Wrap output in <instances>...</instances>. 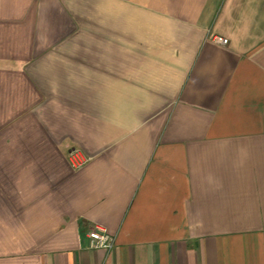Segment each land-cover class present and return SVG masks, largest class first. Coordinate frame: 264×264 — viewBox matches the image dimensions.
<instances>
[{"label": "crops", "instance_id": "1", "mask_svg": "<svg viewBox=\"0 0 264 264\" xmlns=\"http://www.w3.org/2000/svg\"><path fill=\"white\" fill-rule=\"evenodd\" d=\"M0 264H264V0H0Z\"/></svg>", "mask_w": 264, "mask_h": 264}, {"label": "built area", "instance_id": "2", "mask_svg": "<svg viewBox=\"0 0 264 264\" xmlns=\"http://www.w3.org/2000/svg\"><path fill=\"white\" fill-rule=\"evenodd\" d=\"M216 43L226 45L227 44V39L220 38V37H214L213 38ZM70 161L74 167H79L81 164H83L84 160L79 157V154L77 152H71L70 153ZM105 235V230L102 227H95L90 233H89V238L99 242L103 239Z\"/></svg>", "mask_w": 264, "mask_h": 264}]
</instances>
